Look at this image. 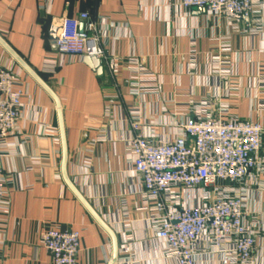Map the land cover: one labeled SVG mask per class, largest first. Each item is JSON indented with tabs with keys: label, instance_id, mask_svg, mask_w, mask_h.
Wrapping results in <instances>:
<instances>
[{
	"label": "crops",
	"instance_id": "1",
	"mask_svg": "<svg viewBox=\"0 0 264 264\" xmlns=\"http://www.w3.org/2000/svg\"><path fill=\"white\" fill-rule=\"evenodd\" d=\"M82 11L105 18L97 29L105 53L102 72L81 57H66L52 70L50 56L58 57L53 31L58 33L63 18ZM226 36L231 75L219 77L212 72L210 51ZM0 37L58 97L64 130L63 143L55 99L0 43V62L24 83L20 132L0 146V172L12 184L10 211L0 215V264H52L41 238L53 227L80 232L77 264L112 263L111 235L65 175L114 232V264H177L163 256L164 244L147 220L151 213L140 209V177L127 153L133 134L129 110L140 114L139 132L154 131L158 140L173 139L176 123L192 116L203 100L210 101L215 115L226 107L264 126V89L257 78L264 66V9L245 20L185 8L181 0H0ZM135 58L158 76L159 95L130 94L127 80ZM259 156L264 163V141ZM238 187L250 212L244 224L256 239L252 263L264 264V166ZM197 259L222 264L218 254Z\"/></svg>",
	"mask_w": 264,
	"mask_h": 264
},
{
	"label": "built area",
	"instance_id": "2",
	"mask_svg": "<svg viewBox=\"0 0 264 264\" xmlns=\"http://www.w3.org/2000/svg\"><path fill=\"white\" fill-rule=\"evenodd\" d=\"M181 5L249 19L264 9V0H181ZM101 20L105 18H93L86 11L62 19L55 38L58 57L50 56L48 61L52 70L66 57L105 59L97 33ZM230 52L228 36L210 51L212 72L219 77L231 75ZM190 59L196 61L194 49ZM133 60L137 65L127 80L130 94L159 95L158 76L141 64V58ZM112 71L110 77L117 84ZM257 78L264 89L263 65ZM23 85L13 68L0 62V146L6 144L7 137L20 132ZM221 111L215 115L210 101L203 100L194 106L192 116L176 123L173 139L158 140L154 131L148 135L139 132L140 114L129 110L133 134L127 153L133 172L140 177L138 193L144 202L140 209L151 213L147 220L154 237L164 244L163 256L177 264H199L197 256L201 254H218L222 264H253L256 239L244 224L250 212L238 186L249 173L264 166L259 156L264 126L230 114L226 107ZM11 187L10 178L0 172V215L10 211ZM196 199L201 203L192 202ZM203 240L206 247L200 245ZM41 244L50 253L52 264H77L81 234L53 227L43 233Z\"/></svg>",
	"mask_w": 264,
	"mask_h": 264
},
{
	"label": "water",
	"instance_id": "3",
	"mask_svg": "<svg viewBox=\"0 0 264 264\" xmlns=\"http://www.w3.org/2000/svg\"><path fill=\"white\" fill-rule=\"evenodd\" d=\"M236 18H243L245 20H247V18L245 17H240V16H236V15H232ZM82 29V26H81ZM56 29L53 31V34L51 36V45H52V50L56 51L57 50V45H56ZM0 43L2 44V46L10 53V55L42 86L44 87L51 95L52 97L55 99L56 104H57V109H58V114L60 117V129H61V137L64 143V130H63V125H62V116H61V108H60V102L58 97L53 93V91L45 84V82L41 79V77L34 72L26 63L23 59H21V57L0 37ZM84 62L91 67L92 69L96 70L99 74L102 72V62L100 59L95 58V57H89L86 56L84 57ZM112 65V64H111ZM64 155H65V144H64ZM65 180L67 181V183L70 185V187L75 191V193L77 194V196L83 201V203L86 205V207L89 209V211L93 214V216L95 217V219L104 227V229L111 235L113 242H114V246H115V251H114V256H113V260L111 264H114L116 262L117 259V246H116V238H115V234L112 231V229L106 225L104 223V221L99 217V215L94 211V209L89 205V203L83 198V196L78 192V190L74 187V185L71 183V181L66 177V175L64 176Z\"/></svg>",
	"mask_w": 264,
	"mask_h": 264
}]
</instances>
